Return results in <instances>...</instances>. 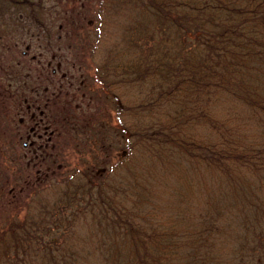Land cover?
<instances>
[{
    "label": "trees",
    "instance_id": "1",
    "mask_svg": "<svg viewBox=\"0 0 264 264\" xmlns=\"http://www.w3.org/2000/svg\"><path fill=\"white\" fill-rule=\"evenodd\" d=\"M98 3L87 48L127 153L5 213L0 264H264V0Z\"/></svg>",
    "mask_w": 264,
    "mask_h": 264
},
{
    "label": "rangeland",
    "instance_id": "2",
    "mask_svg": "<svg viewBox=\"0 0 264 264\" xmlns=\"http://www.w3.org/2000/svg\"><path fill=\"white\" fill-rule=\"evenodd\" d=\"M98 8V0H0V218L26 214V201L59 173L127 153L122 102L98 99L87 48Z\"/></svg>",
    "mask_w": 264,
    "mask_h": 264
}]
</instances>
